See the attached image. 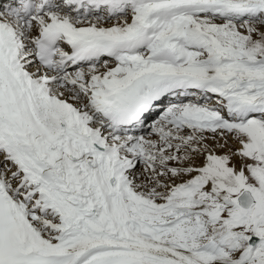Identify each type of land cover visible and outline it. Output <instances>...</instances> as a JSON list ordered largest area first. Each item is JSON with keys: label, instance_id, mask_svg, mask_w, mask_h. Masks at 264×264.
Returning a JSON list of instances; mask_svg holds the SVG:
<instances>
[{"label": "snow or ice", "instance_id": "6c2138e0", "mask_svg": "<svg viewBox=\"0 0 264 264\" xmlns=\"http://www.w3.org/2000/svg\"><path fill=\"white\" fill-rule=\"evenodd\" d=\"M0 264H264V0H0Z\"/></svg>", "mask_w": 264, "mask_h": 264}]
</instances>
